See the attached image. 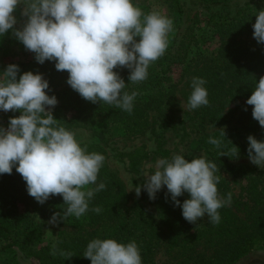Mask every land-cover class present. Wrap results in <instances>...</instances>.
<instances>
[{
    "label": "trees",
    "instance_id": "1",
    "mask_svg": "<svg viewBox=\"0 0 264 264\" xmlns=\"http://www.w3.org/2000/svg\"><path fill=\"white\" fill-rule=\"evenodd\" d=\"M166 2L178 19L172 45L150 65L144 82L125 88L124 91L129 93L134 90L139 93L131 114L111 105L86 101L69 85L51 93L58 100L52 113L58 124L70 131L83 122L91 128L100 121L120 128L127 139L142 137L150 131L159 148L154 154L166 158L167 153L160 149L163 134L176 129L173 116L168 113L169 107L173 106L176 93H180L187 103L193 77L205 79L209 104L190 111V114L200 132L208 126L218 129L204 135L200 144L206 151V158L217 165L216 175L220 177L218 193L221 196L232 193L231 204L219 210L220 223L211 224L205 216L206 222L195 226L191 232L189 229L193 226L183 218L181 208L174 206L162 192L157 193L154 199V215L143 204L130 205L122 182L107 166L104 148L87 145L89 152H98L106 158L97 180V183L104 182L106 188L95 193L85 215L79 218L70 216L57 223L75 230L72 235L55 239V254L53 244H42L41 229L32 212L50 220L53 213L62 214L66 210L62 197L51 196L41 205L28 194L26 182L15 168L11 174L0 175V264H11L3 256L17 249L24 258L34 260L36 264H91L83 253L94 238H112L124 244L135 241L142 264H155L156 254L161 248L172 259L178 261L183 257L185 264H236L253 250L255 242H264V211H259L264 203V188L258 191L264 171L251 164L247 155L248 136L264 141V128L253 119V106L246 105L255 80L258 83L264 77V44L253 38L252 27L256 11L264 10V0ZM134 4L145 10L141 0H134ZM203 29L218 38L219 47L211 55L200 54L197 59H190L191 50L198 44ZM5 54L7 51L0 49V57ZM47 63L46 72L51 74L49 84L53 90L58 79L52 74L54 72L58 76L61 71L55 69L53 62ZM3 70L0 61V71ZM64 72L68 75L67 71ZM119 72L125 83H129L128 70L120 69ZM176 75L180 80L185 78L181 86L173 81ZM233 121L241 128L222 129ZM223 131L226 139L222 137ZM93 133L102 141L101 132L93 130ZM210 136L223 139L220 150L208 143ZM232 145L238 148L239 158L231 155ZM128 158L129 171L137 173L140 163L149 156L144 148H139ZM227 177L247 180L252 197H247L243 185L239 193H235ZM188 198L185 193L177 199L183 203ZM95 207L102 211L99 214L93 212L91 209Z\"/></svg>",
    "mask_w": 264,
    "mask_h": 264
},
{
    "label": "clouds",
    "instance_id": "2",
    "mask_svg": "<svg viewBox=\"0 0 264 264\" xmlns=\"http://www.w3.org/2000/svg\"><path fill=\"white\" fill-rule=\"evenodd\" d=\"M21 5L20 14L26 19L18 28L14 13ZM255 17L253 38L264 44V10L256 11ZM172 30L170 18L158 11L144 14L134 0H0V37L11 32L25 50L34 53L38 64L54 62L57 71H67L66 83L86 101L129 114L139 93L125 88L148 78L150 65L165 54ZM120 69L128 70L129 83ZM206 83L201 77L191 79L189 111L209 104ZM49 91V81L39 72L21 74L17 64L0 71V111L20 113L9 117L7 127L0 125V175L11 174L15 168L28 194L41 205L51 196H61L67 208L62 214L53 213L48 222L56 225L67 217L85 215L95 193L106 188L104 182L97 183L106 158L89 152L75 132L58 124L52 113L58 100ZM246 105L253 106L252 117L264 128V77L258 83L255 80ZM222 137L226 139L224 131ZM223 139L210 136L208 143L220 150ZM247 141L250 163L264 169V141L251 135ZM231 155L239 158L233 145ZM154 167L143 185L135 187L137 196L143 189L154 200L166 187L165 198L181 208L187 222L197 224L206 216L209 223H220L219 210L231 204L232 193H218L216 163L205 156L186 159L174 154L158 159ZM185 193L189 198L181 203L177 198ZM91 210L102 211L100 207ZM52 248L55 254L56 243ZM83 257L91 264H142L135 241L124 244L112 238L92 239Z\"/></svg>",
    "mask_w": 264,
    "mask_h": 264
},
{
    "label": "rangeland",
    "instance_id": "3",
    "mask_svg": "<svg viewBox=\"0 0 264 264\" xmlns=\"http://www.w3.org/2000/svg\"><path fill=\"white\" fill-rule=\"evenodd\" d=\"M241 2L248 0H240ZM145 8L141 11L146 14L152 11H158L161 14L170 18L173 22V30L168 34V47L167 50L172 45V39L175 34V28L178 24L177 17L170 11L166 0H141ZM23 6H18L17 11L14 13L16 15L18 23L16 27H22L24 20L26 19L20 13ZM138 39V38H137ZM219 47V40L216 36L212 35L207 30L203 29L200 33V38L198 44L192 48L189 58L197 59L200 54L211 55L216 52ZM0 49H5L7 54L0 57L2 61V66L4 69L9 64H17L20 67L21 74L23 72L32 71L34 74L39 72L43 74L46 80L51 81V74L46 72V68L49 67L47 61L40 65L34 60V53L24 49L23 45L20 44L12 35L11 32L0 37ZM54 64V62L52 63ZM55 76L54 72L52 76L55 79H58V84L54 85L56 88L48 92L51 96V93L59 90L63 86L68 85L66 83L68 75L64 71H61L60 74ZM185 79V78H184ZM183 80H180L179 76L176 75L173 79L174 83L180 85L183 83ZM181 82H180V81ZM181 83V84H180ZM50 85V84H49ZM171 110L168 112L169 115H172L173 121L175 123L176 129L167 130L162 137L160 149L165 151L166 158H171L174 154H182L186 159L196 158L198 156H207L206 151L203 146L200 144L201 139L204 135L212 134L216 132L217 128H212L208 126L205 130L199 131L197 129V123L191 120L190 111L186 107V102L181 96L180 93H176L175 99L173 100V106L169 107ZM20 113H13L11 111L5 113L0 111V125L7 127L9 117L19 116ZM240 129V125L233 121L227 123L223 126V130L230 129ZM93 130L101 132L103 135L102 141L93 133ZM76 134L77 140L81 142V145H99L104 148L107 156V166L108 168L116 174L119 180L122 182L123 187L125 188L128 194V203L130 205L143 204L146 206L150 214L155 213L154 209V200L149 199L146 191L141 190V194L137 196L135 192L136 186H141L144 183V177L146 174L154 173L155 163L158 159L164 158L159 154H154L157 149V141L153 134L149 131L144 136L136 139H127L122 135V130L116 126H111L105 121H100L90 128L85 122H83L79 127L73 130ZM157 132L159 130L157 129ZM139 148H144L148 153L149 158L140 163V170L137 173L130 172L128 169L129 165V154ZM259 170L264 171V169L259 168ZM263 178L258 183L259 189L264 188V172ZM227 180L232 185L235 193H239L240 186L243 185L246 189L247 197H252V194H249V185L246 181H239L232 177H227ZM133 184V189L130 190L131 185ZM248 185V186H247ZM251 188V187H250ZM167 191L166 187L160 191L165 193ZM264 194V193H263ZM244 202H248L244 199ZM259 211H264V203L260 205ZM34 221L41 229L42 244L43 245H52L55 239L58 236L62 235H72L74 234V228L64 225H52L49 224V220L44 219L32 212ZM206 222V217L199 220L197 224H191L189 230L193 232L195 226H200ZM253 250L243 259L238 261L236 264H264V242L257 241L253 245ZM11 262V264H36L32 259H26L23 257L22 253L17 249L14 252L8 253L3 256ZM155 264H185L183 257H180L177 260L172 259L168 256L163 248L159 250L155 257Z\"/></svg>",
    "mask_w": 264,
    "mask_h": 264
}]
</instances>
